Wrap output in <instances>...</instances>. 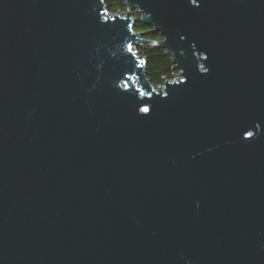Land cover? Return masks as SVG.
Returning <instances> with one entry per match:
<instances>
[{"label": "water", "instance_id": "95a60500", "mask_svg": "<svg viewBox=\"0 0 264 264\" xmlns=\"http://www.w3.org/2000/svg\"><path fill=\"white\" fill-rule=\"evenodd\" d=\"M123 1L0 0V264H264V0Z\"/></svg>", "mask_w": 264, "mask_h": 264}, {"label": "trees", "instance_id": "16d2710c", "mask_svg": "<svg viewBox=\"0 0 264 264\" xmlns=\"http://www.w3.org/2000/svg\"><path fill=\"white\" fill-rule=\"evenodd\" d=\"M109 12H115L118 9H123V0H102ZM136 31H145V38L158 41L161 39L159 34L149 31L147 26H144L141 21L135 23ZM139 55L144 60V72L147 80L152 86L161 83L163 77H170L173 73V64L171 57L165 54V51L154 45H140L136 48Z\"/></svg>", "mask_w": 264, "mask_h": 264}, {"label": "built area", "instance_id": "2783aa9c", "mask_svg": "<svg viewBox=\"0 0 264 264\" xmlns=\"http://www.w3.org/2000/svg\"><path fill=\"white\" fill-rule=\"evenodd\" d=\"M126 6L124 5V7H123V9H119V12H123V13H126ZM128 10L130 11V13L128 14L129 15V17H136L137 19H135L136 20V22L137 21H140V16H141V13L139 12V10H134V9H132V8H128ZM107 13H109V14H111V13H117V11H115V12H107ZM135 22V23H136ZM133 31L134 32H137L136 30H135V28L133 29ZM148 40H150V39H148ZM153 41H155V40H153ZM140 45H143V44H140ZM140 45H138V46H140ZM151 45H154V44H151ZM138 46H136V45H134L132 48L133 49H135V52H136V54H137V56L139 57V59H141L142 58V56L141 55H139L138 54V52H137V50H136V48L138 47ZM173 69V68H172ZM175 73H177V75L175 74ZM179 71H177V70H174L173 69V74L176 76V78H180V76H179ZM166 78V80H168V81H172L173 80V75H171L170 77H165ZM162 81H161V83L160 84H158L160 87H162ZM158 85H156V86H154V88L155 89H157V86Z\"/></svg>", "mask_w": 264, "mask_h": 264}, {"label": "snow or ice", "instance_id": "6c2138e0", "mask_svg": "<svg viewBox=\"0 0 264 264\" xmlns=\"http://www.w3.org/2000/svg\"><path fill=\"white\" fill-rule=\"evenodd\" d=\"M129 48H130V46H129ZM140 110L142 112H148L149 111V108L145 107V108H141ZM249 135H251V134L249 133Z\"/></svg>", "mask_w": 264, "mask_h": 264}, {"label": "rangeland", "instance_id": "374dc122", "mask_svg": "<svg viewBox=\"0 0 264 264\" xmlns=\"http://www.w3.org/2000/svg\"><path fill=\"white\" fill-rule=\"evenodd\" d=\"M177 75V73H175Z\"/></svg>", "mask_w": 264, "mask_h": 264}]
</instances>
